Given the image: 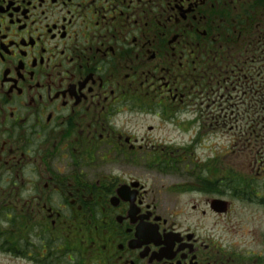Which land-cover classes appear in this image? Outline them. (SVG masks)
<instances>
[{
    "label": "flooded vegetation",
    "instance_id": "flooded-vegetation-1",
    "mask_svg": "<svg viewBox=\"0 0 264 264\" xmlns=\"http://www.w3.org/2000/svg\"><path fill=\"white\" fill-rule=\"evenodd\" d=\"M0 264H264V0H0Z\"/></svg>",
    "mask_w": 264,
    "mask_h": 264
},
{
    "label": "rangeland",
    "instance_id": "rangeland-1",
    "mask_svg": "<svg viewBox=\"0 0 264 264\" xmlns=\"http://www.w3.org/2000/svg\"><path fill=\"white\" fill-rule=\"evenodd\" d=\"M185 211H186V212L189 211V207H188V206L185 208ZM211 220L213 221L214 218H211ZM218 227H219V228H222V227H223V223H219V224H218ZM226 237L229 239L228 241L236 242V237L233 235V233H232V234H226ZM237 241H238V240H237Z\"/></svg>",
    "mask_w": 264,
    "mask_h": 264
}]
</instances>
